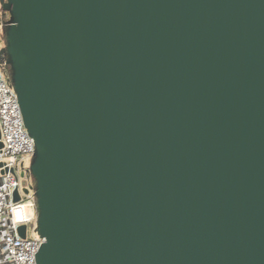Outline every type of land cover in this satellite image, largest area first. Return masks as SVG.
<instances>
[{
  "label": "water",
  "instance_id": "water-1",
  "mask_svg": "<svg viewBox=\"0 0 264 264\" xmlns=\"http://www.w3.org/2000/svg\"><path fill=\"white\" fill-rule=\"evenodd\" d=\"M0 4L36 264H264V0Z\"/></svg>",
  "mask_w": 264,
  "mask_h": 264
},
{
  "label": "built area",
  "instance_id": "built-area-1",
  "mask_svg": "<svg viewBox=\"0 0 264 264\" xmlns=\"http://www.w3.org/2000/svg\"><path fill=\"white\" fill-rule=\"evenodd\" d=\"M0 145V264H36L43 240L37 233L36 198L29 171L35 147L24 127L4 62L0 64ZM20 226H25L24 239L18 233Z\"/></svg>",
  "mask_w": 264,
  "mask_h": 264
},
{
  "label": "rangeland",
  "instance_id": "rangeland-1",
  "mask_svg": "<svg viewBox=\"0 0 264 264\" xmlns=\"http://www.w3.org/2000/svg\"><path fill=\"white\" fill-rule=\"evenodd\" d=\"M8 20H9V14L2 11V7L0 4V23L2 25L0 28V51L5 46L4 38H3V27Z\"/></svg>",
  "mask_w": 264,
  "mask_h": 264
},
{
  "label": "trees",
  "instance_id": "trees-1",
  "mask_svg": "<svg viewBox=\"0 0 264 264\" xmlns=\"http://www.w3.org/2000/svg\"><path fill=\"white\" fill-rule=\"evenodd\" d=\"M3 38H4V43H5V36H4V33H3ZM6 73H7L8 78H10V74H11V72H10V68H9V66H7V65H6ZM32 183H33V186H34V185H35V182H34L33 177H32Z\"/></svg>",
  "mask_w": 264,
  "mask_h": 264
}]
</instances>
